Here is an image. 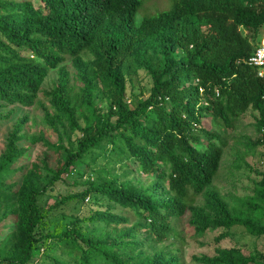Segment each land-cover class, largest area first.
Segmentation results:
<instances>
[{
	"label": "trees",
	"instance_id": "16d2710c",
	"mask_svg": "<svg viewBox=\"0 0 264 264\" xmlns=\"http://www.w3.org/2000/svg\"><path fill=\"white\" fill-rule=\"evenodd\" d=\"M152 2L0 0V121L8 106L46 110L48 102L54 113L43 121L57 134L56 143L27 136L23 118L6 138L0 264H29L34 255V264H184L185 236L233 226L264 236V170H252L259 179L243 206L210 189L248 109L260 134L246 149L264 152V66L249 63L264 34V0H170L137 21ZM68 58L79 93H70ZM138 69L151 86L132 107L126 76ZM23 143L45 149L32 167L21 164L30 157ZM64 181L83 188L40 206ZM88 198L95 210L50 227L53 210ZM195 259L263 264L235 247Z\"/></svg>",
	"mask_w": 264,
	"mask_h": 264
},
{
	"label": "rangeland",
	"instance_id": "374dc122",
	"mask_svg": "<svg viewBox=\"0 0 264 264\" xmlns=\"http://www.w3.org/2000/svg\"><path fill=\"white\" fill-rule=\"evenodd\" d=\"M146 6L148 7L147 10L142 8L138 13L136 17L137 21H139L142 14H146L147 11L153 13L155 9H168L170 6V0H155V2L147 3ZM257 41L259 42V45L261 44V46H264V34L260 36ZM63 67L70 73V93H79L82 85L80 81L74 77L76 76V70L73 67L72 61L68 58L64 62ZM58 69L59 68L50 71L44 78L42 83V88L44 90H49L53 86L54 82L57 80ZM262 72L264 74V68L262 69ZM126 78L127 101L130 102L132 107H135L144 96L148 95L151 86V79L142 69L136 70V72L131 73L126 76ZM96 99L100 101L99 98ZM98 104L104 106V104L99 102ZM45 108L46 110L40 108L38 105H35L30 109L21 106H8L5 108L4 112L8 117L0 121V155L4 151L7 136L13 130L14 125L23 118H26V123L23 125V132L25 135L33 137L42 136L51 143L57 142V134L43 121L46 112H49V114L52 115L54 111L51 106H49L48 102H46ZM255 116L256 113L251 109H248L241 115L240 121L236 125V130L232 134L233 136H230L229 144L224 149L218 174L210 187L211 190H215L222 199L232 207L243 206L246 200L252 197V181L259 179L252 170H264L263 149L259 147L252 154L246 149V144L253 141L255 137L260 134L257 132V127L254 123ZM208 121L210 123V120ZM77 135V133L76 135H73L72 140H75ZM22 145L30 148V157L28 160H22L21 164L25 163L32 167L45 153V149L40 144L30 146L23 143ZM244 154H246L245 158ZM54 157L55 156H51L50 159L52 164L55 162ZM246 163H248V166ZM249 166H251L252 169H249ZM77 182H79V180ZM5 183L10 184L11 182L6 181ZM82 188L81 185H75L72 181L56 183L55 189L53 191H47L39 198L38 203L43 208H47L59 199L79 192ZM96 208L97 206L91 198L86 199L82 203L78 200H72L62 205L60 208L53 210L49 214L48 223L51 227L57 224V222L63 217L67 218L71 214L87 216L91 210H95ZM118 210L119 209L116 211ZM7 231L8 229H6L5 224H1L0 240ZM220 233L225 235L217 237ZM185 237L186 245L183 250L184 264H202L195 258H200L202 256L211 257L215 254L217 249H229L233 247L242 250L245 255L251 254L255 256L257 262L264 264V236H251L241 226H233L228 231L221 229L208 230L204 236L195 239L187 238V236ZM37 257L39 256L34 255V258L29 264H34Z\"/></svg>",
	"mask_w": 264,
	"mask_h": 264
},
{
	"label": "built area",
	"instance_id": "2783aa9c",
	"mask_svg": "<svg viewBox=\"0 0 264 264\" xmlns=\"http://www.w3.org/2000/svg\"><path fill=\"white\" fill-rule=\"evenodd\" d=\"M249 63L255 67L264 66V46H260L254 53L253 56L250 57ZM261 74V71L259 72Z\"/></svg>",
	"mask_w": 264,
	"mask_h": 264
}]
</instances>
